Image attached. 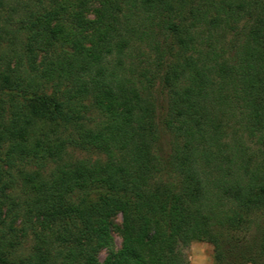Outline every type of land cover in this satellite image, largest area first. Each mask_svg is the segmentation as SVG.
Returning <instances> with one entry per match:
<instances>
[{"label": "trees", "instance_id": "trees-1", "mask_svg": "<svg viewBox=\"0 0 264 264\" xmlns=\"http://www.w3.org/2000/svg\"><path fill=\"white\" fill-rule=\"evenodd\" d=\"M203 29L218 39L206 50ZM0 40V264H99L118 214L122 247L104 264H185L193 239L215 264H264V230L222 242L264 208V0H0ZM139 43L151 62L137 68ZM89 106L105 116L95 128ZM172 132L185 143L164 154ZM163 160L174 183L156 181Z\"/></svg>", "mask_w": 264, "mask_h": 264}, {"label": "rangeland", "instance_id": "rangeland-1", "mask_svg": "<svg viewBox=\"0 0 264 264\" xmlns=\"http://www.w3.org/2000/svg\"><path fill=\"white\" fill-rule=\"evenodd\" d=\"M97 7L98 6L96 4H93L90 7V10H89L90 12L88 14L89 19H91V20L95 19V10ZM203 31H205V35L200 34V37L198 38V40H199L200 44L202 43L201 45L204 47L203 49L206 50V47L208 45L207 40H209L208 38L212 39L210 41H213V40L215 41L218 39L216 37H209V32L206 31L205 29H203ZM22 36L23 35H20V38H22ZM232 37H233L232 34H229L223 43L226 44L228 41H232L233 40ZM137 47H142L144 49L145 44L139 43V44L135 45L134 49H136V51H139V53L132 51L131 55L129 54V58L127 59V62L132 63L131 65L137 66V68L140 65V63L143 61L145 62V64L148 65L151 61H148L147 59H145L144 56H142L143 54L140 53L141 51ZM7 49H8V44L5 41L2 42L0 40V67H4L3 61H8L6 59ZM229 55H231L230 51H229L227 57ZM135 71H136V73H138L140 75V72H141L140 69L135 70ZM138 74H136V76H135L136 79H138L137 78ZM152 91L155 92V89L153 88ZM141 95L147 99L150 98L147 91H142ZM15 103H19L20 105L24 104L23 100H21L20 98L16 99ZM236 110L237 109H233V113L236 116V121H237L240 117V112L239 111L236 112ZM82 115H83V117H85V120L83 123L88 125L89 128H95V127L101 125L105 121L104 114L100 113L98 110H95L94 108H92L90 106L88 107L87 112H84ZM225 124L227 125L229 123L226 122ZM235 129L236 128L232 123H230L228 125L227 130H225L226 136L228 135L226 138V141H228V139H230V137H231L232 133L235 131ZM184 140L185 139L182 137L181 138L179 136L176 137L173 134V132L169 133V135H167L165 137V139L162 141L163 146H160L159 149L162 148L161 151H163L164 154H171L176 146L183 148V145L185 143ZM253 142L254 141H252V140H249V139L247 140L246 146L250 150V151L248 150L249 155L252 154L251 151H254V147L252 146ZM152 147H153V150H152L153 155L161 156V154L157 151L158 146H156V144H153ZM72 153H73V155L72 154L71 155L74 157V159L79 160V161L83 160V159L84 160L85 159H92V161L95 162V161H104V159H105L103 155L98 154L97 152H95L94 154H92L90 156H87L86 152H83L80 150L79 151H73ZM160 164H162L161 173H157L156 181L162 180L164 182L174 183V181H175L174 178L176 176L172 172L171 167H169L164 162V160L162 162H160ZM48 165H49V167H47V169L45 170V175H47L48 173L50 174V172H52L53 169L55 168V165H52L50 163H48ZM28 170L30 172H34L36 169L34 167H29ZM16 173H17V177H19L20 174L18 172H16ZM239 213L241 214L240 219L242 220L240 225L237 226L235 223L233 226H230L228 224L227 229H231L230 231H224L223 233H222V231L218 232V233L224 234L223 235L224 237L222 238V242L224 244H226L227 242H230V241H232L233 243L235 241H239L242 244H247V243L251 244L258 237L259 231L264 230V208L259 209V208L252 207L246 211L239 212ZM111 225H112L111 226V236H112V240H113V245H112V247L104 248L97 253L96 260L99 264H104L108 259H110L122 247L123 240H122V236H121V232H120L121 226H122V219L118 220L117 217H114L111 221ZM219 229L220 228H217V231ZM207 244L212 248V252L214 255V253H215L214 247L210 243H207ZM34 245H35V242L33 241L32 238L29 237L28 239L23 241V243L19 247H17V252H16L17 256L19 255L21 258L27 260L29 255L32 253V251L34 249ZM227 248L228 247H224V250ZM225 257L226 258H224L223 264H230V262L227 260V255H225Z\"/></svg>", "mask_w": 264, "mask_h": 264}, {"label": "clouds", "instance_id": "clouds-1", "mask_svg": "<svg viewBox=\"0 0 264 264\" xmlns=\"http://www.w3.org/2000/svg\"><path fill=\"white\" fill-rule=\"evenodd\" d=\"M117 219H122L119 214ZM179 251L186 258L185 264H215L212 248L203 240H190L187 247L180 245Z\"/></svg>", "mask_w": 264, "mask_h": 264}]
</instances>
